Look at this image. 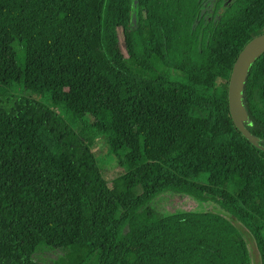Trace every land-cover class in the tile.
<instances>
[{"label": "trees", "instance_id": "1", "mask_svg": "<svg viewBox=\"0 0 264 264\" xmlns=\"http://www.w3.org/2000/svg\"><path fill=\"white\" fill-rule=\"evenodd\" d=\"M263 33L264 0H0V264H264V151L228 101ZM243 95L264 147V54Z\"/></svg>", "mask_w": 264, "mask_h": 264}, {"label": "water", "instance_id": "2", "mask_svg": "<svg viewBox=\"0 0 264 264\" xmlns=\"http://www.w3.org/2000/svg\"><path fill=\"white\" fill-rule=\"evenodd\" d=\"M264 54V33L253 38L239 54L228 86L229 112L235 127L256 148L264 151L260 139L246 127L249 114L243 102V93L252 65Z\"/></svg>", "mask_w": 264, "mask_h": 264}, {"label": "rangeland", "instance_id": "3", "mask_svg": "<svg viewBox=\"0 0 264 264\" xmlns=\"http://www.w3.org/2000/svg\"><path fill=\"white\" fill-rule=\"evenodd\" d=\"M119 38H120V44H121L122 48H124L125 44L123 43V34L121 32H119ZM180 80H182V79L180 78ZM9 93L18 94V95L24 94L26 96H32L34 98V100H36L42 104L49 105V101L47 100L46 96H38V95H33L31 93H28V92H23L21 89H19L16 86L10 88ZM65 108H66V104L64 102L61 104L59 109H57V111L59 113H64ZM84 120L85 119H83V121ZM94 142H95L94 152L97 155L98 160L100 161V165L102 168L103 175L105 177V180L108 182V184L111 185L112 180L115 179L116 177L122 175L124 173V171L117 166L116 162L113 160L110 153L107 151V146H106L107 144L105 143V141L102 138L101 139L96 138ZM124 177L127 180H129V174L124 175ZM158 232H159V229L156 228L155 226L150 227L136 240L135 244L133 245L132 250L135 253H139V251L142 249V247L149 240H151ZM250 244L252 247V253H253L254 259L256 262H258V260H259L258 259V253H257V250L255 248V245L251 241H250ZM45 256H48V258H46V261L50 262V263L53 259H56V256L54 254H48Z\"/></svg>", "mask_w": 264, "mask_h": 264}]
</instances>
